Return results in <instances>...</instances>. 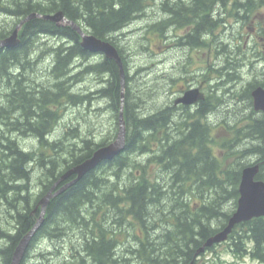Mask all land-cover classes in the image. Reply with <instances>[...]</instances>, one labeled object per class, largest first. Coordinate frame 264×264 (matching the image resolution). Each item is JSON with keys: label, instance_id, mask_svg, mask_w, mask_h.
I'll use <instances>...</instances> for the list:
<instances>
[{"label": "trees", "instance_id": "trees-1", "mask_svg": "<svg viewBox=\"0 0 264 264\" xmlns=\"http://www.w3.org/2000/svg\"><path fill=\"white\" fill-rule=\"evenodd\" d=\"M230 3L231 14L223 9ZM155 5L160 17L148 24V31L160 43H167L172 31L184 29L175 36L177 47L202 49L205 29L210 42L220 37V44L215 41L219 47L212 49L218 47L214 58L224 56L226 72L233 73L237 62L250 60L242 37L236 36L242 35L240 29L234 32L225 24L230 15L244 28L250 13L264 7V0H0V15L11 19L5 26L0 22V39L28 14L62 11L113 44L125 73L122 89L114 59L83 49L80 35L71 26L40 17L23 24L16 46L0 48V264L11 263L21 238L39 217V200L57 178L116 138L122 96L124 149L50 200L20 264H55L47 258L48 250L41 251L37 260L31 256L36 241L45 237L68 238L70 264H196L202 254L195 257L197 249L226 225L236 208L242 169L259 163L256 179L264 181V119L251 107L253 84L242 89L239 100L245 101L244 110L228 125L234 130L233 139L220 144L226 151L223 162L213 152L209 120L222 106L218 97L210 93L193 110L182 106L175 111L172 101L147 108L156 89L131 83L135 74L150 66L141 64L132 74L121 37ZM53 37L62 41L38 50L39 43ZM138 44L141 48L135 46L134 52L149 51L147 44ZM253 49L259 55L256 44ZM42 52L49 53V63L44 66L47 73L40 76L36 65ZM87 77L96 84L77 90ZM66 106L79 110L87 124L74 122L52 139ZM103 113L112 119L105 131L87 118ZM19 135L36 139L37 148L21 145ZM228 155L236 158L228 162ZM37 170L40 188L35 192L31 185ZM222 243L234 255L264 264V216L236 224Z\"/></svg>", "mask_w": 264, "mask_h": 264}, {"label": "rangeland", "instance_id": "rangeland-1", "mask_svg": "<svg viewBox=\"0 0 264 264\" xmlns=\"http://www.w3.org/2000/svg\"><path fill=\"white\" fill-rule=\"evenodd\" d=\"M228 10V13L231 14L233 6L232 3H230L227 7H224L223 9ZM161 10H159V6H151L146 9V16L138 19L136 22L132 23L128 26V29L125 30V36L121 37L123 42L126 46V50L128 51L127 56L129 57V67L131 70V73L133 74L136 69L139 67V65L144 66H150L149 69H145L143 73H138L133 76V80L131 83L134 85H139L144 88H152L156 89L155 95H153V103H147V108L152 107H159L161 104L169 103L171 102V95L173 92H177V94H183L186 90L190 89L191 87H198L202 88V91L205 93L208 91L207 89V83L208 87L211 88L210 82H214V80H217V78H214V71L212 61L215 59L212 52L208 51L207 48L205 49H188V48H182L177 47L176 42L174 41L176 38L175 36L183 34L182 31L174 32L172 31L170 34V39L167 43H160V40L157 39V36H153V34L149 33L148 24H152L154 21L157 20L158 17H160ZM227 13V12H226ZM225 13V15H226ZM224 16V15H223ZM5 20V21H4ZM11 19L0 15V22H3V25L5 26V22L10 21ZM227 23L225 24L229 28H233L234 32L236 29L239 32H243V34H246L248 32L247 26L250 25H259L264 21V7L255 9L252 11L249 15V22L243 26L244 28L240 27L238 24H234L235 20H232V17L229 15L227 19ZM234 25H232V24ZM220 30L219 28L214 31V33L218 32ZM222 31V30H221ZM220 32V31H219ZM252 32V31H251ZM142 37V38H141ZM146 37V39H145ZM60 41H62L60 38L53 37V38H47L44 39L41 43H39V51L43 49L44 47H48L50 45L58 44ZM139 41L143 42L144 44H147L149 51H142L144 54L134 52L135 46H139ZM264 40L257 39V48L259 51H263V43ZM263 43V44H262ZM254 42H251L250 45H248L246 52L250 53L252 49L250 47H253ZM132 50V51H131ZM40 53V52H39ZM49 53L48 52H42L39 60L40 62L36 65L37 72L41 76V74H46V69L44 66H47L49 63ZM221 60L224 61V56L222 55L220 57ZM209 64V78L208 75L204 79L202 77L201 72L203 71V67H207ZM250 64V63H248ZM253 65L249 66L245 69V73L251 74V72H254V68L258 67L257 70L260 72L264 69V63L260 64L258 66ZM185 70L187 73L182 75L183 79H173L172 78H181V74ZM207 71H205L206 73ZM236 74L239 73V70L235 72ZM249 74V75H250ZM160 76V78H159ZM187 76V77H186ZM191 76V77H190ZM168 78V79H167ZM171 80H170V79ZM235 78V77H232ZM231 78V79H232ZM89 77L85 79L84 82H80L79 85L76 86L77 90L86 89L89 87V85L93 84V86L96 84L95 81H89ZM240 78H237V82L240 81ZM251 80V79H249ZM168 81L170 84H168ZM231 82L227 83L229 84L227 87L233 88V92L230 95H226L225 97L221 98V107L217 111L215 110L212 114L209 116L210 122L213 123L212 128V138H213V152L216 156H218L223 162L225 161L224 157L226 156L225 152L221 147L220 144L224 142L225 140H232L234 130L231 128H228V125H232L231 123L235 121L236 114L239 115L240 112H243L244 105L242 100H239L240 96V90L243 89L246 86V81L244 85H237ZM173 83V84H172ZM223 86L221 89H219L217 92L221 96L224 94ZM238 88L237 90H235ZM216 90H214L215 93ZM182 96V95H181ZM180 96V97H181ZM174 98V97H173ZM165 100V101H164ZM229 101V102H228ZM3 102L0 97V103ZM155 102V103H154ZM225 102V103H224ZM155 104V105H151ZM223 109V110H222ZM249 111V108L247 105H245V110ZM247 111V112H248ZM62 118L57 124V126L54 129V132L51 135L52 139H55L59 136H61L62 132L65 130L66 126H71L72 123L77 121H82L85 123V120L81 115L79 114V110H76L75 108H69L68 106L64 107L62 110ZM90 124L99 125L102 130H107L111 126V120L110 115L107 113L101 114L99 117L93 116L92 118L87 117ZM237 120V119H236ZM229 123V124H227ZM244 122L238 123L235 125L241 126ZM87 124V123H85ZM118 129H119V123H118ZM118 133V130H117ZM18 141L21 145L24 147H27L28 149L35 150L37 148L34 144L36 143V139L30 136L26 135H19ZM37 144V143H36ZM38 145V144H37ZM137 160L140 162L143 161V157H136ZM236 158V155H228L226 157V161L232 162ZM38 174H40V170H37L33 180H32V189L35 192H38L40 186L38 183ZM68 238H65V241H54L50 238H40L36 241L34 246L31 249V256L34 260H37L39 258V253L41 251H47L46 254L47 258H50L51 262H54L55 264H59L61 261L62 264H70L69 261V245L68 242H66ZM54 241V242H53ZM67 244V246H66ZM56 245V246H55ZM215 245V244H214ZM68 247V248H67ZM57 248V249H56ZM67 248V249H66ZM61 250V251H59ZM58 252V256H55V252ZM65 256L67 257L65 259ZM45 262H47L45 260ZM49 262V259H48ZM216 262V263H214ZM259 264L257 261L251 259L249 256H242L238 257L234 255L227 247L225 243L216 245L214 250L205 251L201 255H199L196 264Z\"/></svg>", "mask_w": 264, "mask_h": 264}, {"label": "water", "instance_id": "water-1", "mask_svg": "<svg viewBox=\"0 0 264 264\" xmlns=\"http://www.w3.org/2000/svg\"><path fill=\"white\" fill-rule=\"evenodd\" d=\"M34 17H40L52 22H56L58 25H70L80 35V44L83 49L93 53H101L107 58L114 59L120 68L122 76V63L117 48L109 41L101 39L95 36L94 34L90 33L89 31L83 30V28H81V26H79L76 22L68 19L62 11L46 14L36 12L28 14L19 21V23L15 26L10 35L3 39H0V48H10L16 46L20 42L18 36L20 27L23 25V23L28 20H31ZM121 85L123 89V76L121 77ZM251 95L253 99V109L255 111L262 112L264 119V87H255L252 90ZM200 98L201 97L199 94V90L197 88H194L186 90L183 95L177 99V102L183 103L185 105H190L198 101ZM118 122V133L113 141L98 147L96 150L93 151L91 156L66 169L51 185L49 190L41 197L38 202V205L40 206L39 217L35 225L21 238L19 244L14 250L10 264H20L33 235L44 220L46 208L50 200L53 197L62 193L68 186L77 182L87 172L94 169L102 161L113 158L115 155H117L124 149L125 125L122 110H120L119 112ZM258 170V163L248 165L242 169L238 185L239 197L237 199V204L234 212L229 217L226 225L221 230L209 236L205 240L203 245L197 249V251L195 252V257L198 254L203 253L206 248L225 241L236 224L248 221L254 217L264 216V181L256 179V174L258 173ZM72 175H75L72 180L68 181L62 186H59L61 182L65 181V179L71 177Z\"/></svg>", "mask_w": 264, "mask_h": 264}, {"label": "flooded vegetation", "instance_id": "flooded-vegetation-1", "mask_svg": "<svg viewBox=\"0 0 264 264\" xmlns=\"http://www.w3.org/2000/svg\"><path fill=\"white\" fill-rule=\"evenodd\" d=\"M237 21L238 20H235V22H236V24H239V23H237ZM241 27V26H240ZM247 28H248V32L246 33V34H243V32H242V35L240 34V35H236V36H239L242 40H243V42H244V48L245 49H247V47H248V45H250V43L251 42H254V44H257V39H259V40H264V21L261 23V24H257V25H250V26H247ZM204 29V28H203ZM179 31H184V29H181V30H179ZM252 31V32H251ZM203 34H202V38L205 40L206 39V41L204 42V40H203V43H204V46H203V49L205 48H207V50L208 51H211L212 52V54H213V56H214V54H215V52H216V49L219 47L218 45L220 44V37L218 36V37H216L215 39H212V42H210L208 39H209V33L208 32H206V30L204 29L203 30ZM177 36V35H176ZM236 36H233L232 37V39L229 41V44H230V46L233 48L234 47V44H235V42H236ZM249 36H250V38H249ZM215 41H217L219 44H216L217 42H215ZM264 43V42H263ZM262 43V44H263ZM218 46V47H216V49H212V46ZM254 48V45H253V47H250V49H252V51L250 52V53H247L249 56V58H250V60H246V61H239V62H237V68H236V70L233 72V73H230L229 74V71L228 72H226V67H227V65H226V63H225V61H223V60H221L220 59V57H221V55H218L213 61H212V64H213V69H215V71H214V73H215V75H214V78H217V80H214V82H210V85H211V88H209L208 87V83H207V89H208V91L207 92H203L202 91V88H200V86H198V87H191L190 89H194V88H197L198 90H199V94H200V99L198 100V101H196L195 103H193V104H190V105H185V104H183V103H178L177 102V99L181 96V95H183V94H177V92H173L172 93V95H171V97H172V99H171V101H172V105H173V107H175V111L176 110H178V108L179 107H182V106H187L188 108H189V110H193V109H195L198 105H199V103H200V100H204L206 97H208L209 95H210V93H213V95H215L216 97H218L219 99H221L222 97H225L226 95H230L232 92H233V88H229V87H227L229 84H227V83H229V82H231L232 80H234L235 79V81H236V83L235 84H237V85H244V83L246 82L247 84L248 83H251V84H253V87L249 90V95H250V97H251V107H252V110H254L253 109V99H252V95H251V92H252V90L255 88V87H257V86H262V85H260V84H257V82H263L264 83V69H263V71L262 72H260L259 70H257L258 69V67H255L253 70H254V72H251V74L249 75V74H247V73H245V69L248 67V65L249 66H251V65H253V67L254 66H258V65H260V64H263L264 63V44H263V51H262V53H261V51L259 52V55L257 54V52H254L253 49ZM221 54V53H220ZM248 63H250V64H248ZM252 67V68H253ZM218 70V71H217ZM223 70V71H222ZM239 70V73L238 74H236L235 72H237ZM205 71H207L206 73H205ZM208 75V78H209V64H208V66L207 67H203V71L201 72V75H202V77H204V79L203 80H205V78L207 77V75ZM231 76L232 77H235V78H232L231 79ZM237 78H240L241 80L240 81H238L237 82ZM249 79H251V80H249ZM235 81H233L232 83H234ZM224 84V85H223ZM247 84H246V86L244 87V88H247L248 86H247ZM223 86V91H224V94L221 96L220 94H218V90L219 89H221V87ZM262 87H264V86H262ZM238 88H236L235 90H237ZM211 90V91H210ZM214 90H216L215 91V94H214ZM210 91V92H209ZM241 91H242V89L240 90V93H241ZM209 92V93H208ZM241 95V94H240ZM174 97V98H173ZM240 97V96H239ZM240 99H242L241 97H240ZM199 102V103H198ZM182 110H183V108H181ZM255 111V110H254ZM257 112V111H256ZM212 127H213V123H212Z\"/></svg>", "mask_w": 264, "mask_h": 264}, {"label": "bare ground", "instance_id": "bare-ground-1", "mask_svg": "<svg viewBox=\"0 0 264 264\" xmlns=\"http://www.w3.org/2000/svg\"><path fill=\"white\" fill-rule=\"evenodd\" d=\"M229 1V0H228ZM217 15V14H216ZM23 19V18H22ZM69 19V18H68ZM71 20V19H70ZM73 21V20H72ZM27 22V21H26ZM75 22V21H74ZM19 23V22H18ZM17 23V24H18ZM56 23V22H55ZM24 24V23H23ZM57 24V23H56ZM172 25V24H171ZM23 26V25H22ZM21 26V27H22ZM70 26V25H69ZM80 26V25H79ZM21 27H20V29H21ZM81 28H83V27H81ZM19 29V30H20ZM83 30H85L84 28H83ZM86 31V30H85ZM19 36V35H18ZM202 36V35H201ZM249 38H250V36H249ZM4 48H7V47H4ZM120 58H121V56H120ZM117 63V62H116ZM121 63H122V76H123V82H124V80H125V76H124V66H123V62H122V59H121ZM118 65V64H117ZM119 67V66H118ZM119 72H120V68H119ZM185 74V73H184ZM183 74H181V76H182ZM121 76V72H120V77H122ZM187 77V76H186ZM191 77V76H190ZM180 78V77H179ZM172 81H174L173 79H172ZM173 84V83H172ZM224 85V84H223ZM211 91V90H210ZM209 91V92H210ZM208 92V93H209ZM215 94V93H214ZM212 95V94H211ZM216 95V94H215ZM214 95V96H215ZM213 96V95H212ZM209 97V96H208ZM226 98V97H225ZM215 99V98H214ZM217 99V98H216ZM223 99V98H222ZM212 100V99H211ZM218 100V99H217ZM221 100V99H220ZM165 101V100H164ZM229 102V101H228ZM218 103V102H217ZM225 103V102H224ZM123 104H124V101H122V99H121V105H120V109H119V112H120V110H122V108H123ZM221 106V105H220ZM219 107V106H218ZM220 109V108H219ZM212 111V110H211ZM215 111V110H214ZM217 111V110H216ZM264 161V160H263ZM259 164V163H258ZM259 168H260V164H259ZM37 169V168H36ZM259 171V170H258ZM68 179V178H67ZM66 180V179H65ZM72 180V179H71ZM70 181V180H69ZM68 182V181H67ZM62 183V182H61ZM57 189V188H56ZM198 257V256H197ZM197 259V258H196Z\"/></svg>", "mask_w": 264, "mask_h": 264}]
</instances>
